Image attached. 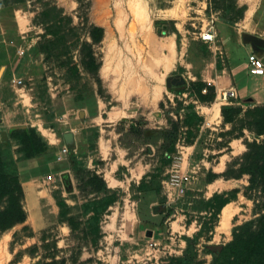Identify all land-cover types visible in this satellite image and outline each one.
<instances>
[{
	"label": "rangeland",
	"instance_id": "1",
	"mask_svg": "<svg viewBox=\"0 0 264 264\" xmlns=\"http://www.w3.org/2000/svg\"><path fill=\"white\" fill-rule=\"evenodd\" d=\"M42 2L61 8L74 25L80 21L77 14L84 11L87 23L103 29L102 39L91 44L99 62L98 83L84 71L79 49L73 51L71 60L78 67L80 83L92 87L91 93L84 94L82 104L75 99L80 87L71 88L65 81L66 69L61 67V62L44 61L38 50L42 29L31 19L41 10ZM236 3L244 10L249 7L253 10L247 14L246 9L242 19L228 26L220 12L207 9V0H82L79 6L76 0L23 3L0 0V132L5 131L9 139L11 127L31 126L45 140L36 130L37 123L57 132L55 127H48L52 122L46 120L47 116L67 112L62 117L74 118L76 123L88 120L89 126L82 128V135L76 131L77 136H82L81 142L92 139L94 129L101 128L109 158L100 162L98 152L91 147L78 150L82 161L87 158L88 169L79 160L74 164L66 156L62 164L66 168L62 171L67 173L71 191H65L60 175L55 173H51L53 181L46 180V175L38 178L36 183L41 192L32 193L25 187L27 191L23 192L21 201L25 220L0 232V264H35L38 259L56 260L60 264H178L174 259L182 256L184 236L194 243L191 264H208L211 258L203 252V244L229 241L234 225L264 213L263 184L259 182L247 189V174L231 176L239 171L245 144L259 143L262 139L247 124L250 116L246 118L245 112L253 105L243 104V100L237 102L236 98L227 104L217 101L218 112L209 110L216 98L218 82L224 86L229 80L239 97H251L248 90L259 87L248 75L247 51L243 45L250 42L251 36L259 37L264 43V0H236ZM156 19L172 20L179 36L157 35L153 29ZM209 25L216 31V41L205 53L198 35ZM78 32L80 39L90 41L84 31L78 29ZM235 36L242 44L231 41ZM155 53L168 59H157ZM176 75L180 82L167 85V79ZM197 79L214 87L211 102H199L186 90ZM177 89L183 92L177 93ZM70 98L75 101L68 107ZM222 106L240 107L241 111L226 123L219 114ZM69 108L73 110L65 111ZM79 111L83 112L82 117ZM93 114L97 118L91 120ZM140 122L152 129L169 128L173 123L177 126L174 151L169 153L168 161L158 144H145L142 137L125 134L131 123L140 126ZM109 139H113L110 151ZM11 144V151L17 157L18 146L12 139ZM116 157L118 160L111 162ZM73 164L81 168L78 173ZM93 170L103 175L106 187L117 195V200L100 217L101 238L96 246L85 232L82 224L85 217L81 218V204L101 196L93 194L86 184V171ZM148 173L154 175L149 187L159 188V192L132 190L130 186H136ZM174 174L189 176V181L182 183V191L168 184ZM111 181L119 186L110 185ZM232 189H237L236 197L221 208L212 231L199 232L200 224L209 221V213L193 211L189 208L193 201L200 193L209 198ZM53 194L61 195L72 207L70 215L79 217L75 230L58 221ZM161 197L165 199V207H173L174 213L161 225L141 223L137 209L145 211L147 203L148 207L156 205ZM224 207H228V217L223 223ZM150 217L155 223L161 219L157 214Z\"/></svg>",
	"mask_w": 264,
	"mask_h": 264
},
{
	"label": "trees",
	"instance_id": "2",
	"mask_svg": "<svg viewBox=\"0 0 264 264\" xmlns=\"http://www.w3.org/2000/svg\"><path fill=\"white\" fill-rule=\"evenodd\" d=\"M76 1L79 6L82 0ZM16 2L23 3L25 0H16ZM41 6V10L31 19L33 24L42 29L38 50L43 54L44 61L54 60L61 62V67L66 69L65 81L71 84V88L80 87L75 99L82 104L85 97L84 94L91 93L92 87L86 82L80 83L81 76L78 72V67L71 60L74 59L73 51L79 49L78 52L80 59H82L81 64L84 71L90 74L91 78L98 83L97 71L99 62L96 60L91 44L98 43L102 39L103 29L100 26L87 23L84 11L77 14L80 21L74 25L71 17L63 13L61 8L55 4L42 2ZM207 9L220 12L222 21L228 26H233L242 19L244 12V7L238 6L236 0H207ZM78 29L84 31L90 39L89 42L80 39ZM153 29L157 35L174 33L176 37L179 36L172 20L156 19L153 21ZM207 47L206 43L201 42L200 48L205 53H208ZM181 69L182 67H179V70ZM203 88L205 93L201 92ZM183 89H177L176 92L181 93ZM186 90L193 94L199 102L204 103L211 102L215 93L214 87L206 84L201 79L191 81ZM75 99H68V107L74 104L72 102ZM242 102L249 104L246 100ZM240 111V107L234 106H222L220 108L221 117L226 123L231 122ZM245 114L246 118L250 116L247 124L250 125L253 133L262 136V139L259 143L252 141L245 144L246 150L239 163V171L231 176L237 178L242 173H245L249 176L247 189L253 188L260 182L263 184L264 190V104L254 105L252 108L247 109ZM53 117L54 114L50 113L46 120H51L49 122H52ZM194 117H196V120H200L196 115ZM139 124L140 126H136L131 123L125 134L140 136L145 140V144H158L164 151V156L168 161L169 153L174 151L177 126L173 123L169 128L152 129L144 127L141 122ZM48 126L54 128L55 124L52 122ZM57 134L59 135V133ZM8 135L9 139L0 140V232L10 229L25 220V211L21 204L23 199L21 182L23 180L58 173L66 168L62 166L65 161L63 163L55 161V149L51 148L33 127L10 129ZM10 138L18 146L16 150L18 153L17 157H14L13 151H11ZM68 148L70 151L67 156L75 164L77 159L72 151L73 147L70 146ZM74 164L72 167L75 172L81 169ZM119 169L123 170L124 168L121 167ZM86 175V184L91 187L92 193L101 194V196L81 204V218L85 217L82 224L86 227L85 232L90 236V241L96 246L101 238L100 217L117 200V195L113 190L106 187L102 177L95 171H86ZM224 176L227 175L224 174ZM146 177L149 179L147 180ZM153 177L152 173H148L140 179L136 186L131 185L130 187L132 190L135 189L141 193L152 194L154 192L157 194L159 188H152L148 185L153 182ZM60 179L65 191H71L67 173H62ZM207 182H210V180ZM236 192L237 189H232L229 193H216L209 198H204L201 193L199 194L200 197L195 199L189 207L198 213L202 211L209 213V221H204L200 224L201 231L199 232H202L203 229L207 233L212 231L215 219L221 208L236 197ZM133 198L139 199V196H134ZM53 199L58 208V221L66 223L71 231L75 230L80 222L77 221L78 216L70 215L72 207L65 202L61 195L53 194ZM164 204L165 199L161 197L156 205L148 207L149 203H147L145 211L138 208L137 216L140 222L161 225L162 221L175 211L173 207H165ZM152 214L160 215L161 219L158 223L152 221L150 217ZM230 236V240L225 243L203 244V252L210 255L211 258L208 264H264V213L254 219L234 225L231 228ZM183 240L185 241V248L182 256L175 257L174 260L178 264H191L195 250L194 243L191 238L186 236L183 237ZM35 264H60V262L56 260L46 262L38 259Z\"/></svg>",
	"mask_w": 264,
	"mask_h": 264
},
{
	"label": "crops",
	"instance_id": "3",
	"mask_svg": "<svg viewBox=\"0 0 264 264\" xmlns=\"http://www.w3.org/2000/svg\"><path fill=\"white\" fill-rule=\"evenodd\" d=\"M247 9V8H246ZM245 9V10H246ZM245 10H244V13H245ZM253 10V9H252ZM16 17H17V11H16ZM20 24V23H19ZM255 37V36H254ZM257 39H259V37H255ZM237 41L238 43L242 44L240 39H238V36H235L234 39H231V41ZM250 42L246 43V45H243V48L246 49L247 51V55H248V52L249 51H253V53H255L259 58L262 59V61L264 62V43L263 42H260L261 44L260 45H255V43L252 41V40H249ZM248 49V50H247ZM247 59V58H246ZM9 59H3V61H8ZM2 61V60H1ZM247 72H248V62H247ZM248 75L249 76H252L254 78V80L259 83V87H255L252 91L251 90H248V94L250 93L251 97H248L245 96V97H239V93H237V99L236 101H241V100H246L248 102H251V104L254 106V105H263L264 104V75H261V76H258V75H251L249 74L248 72ZM234 87V86H233ZM251 91V92H250ZM217 101H214V103L212 104V106L209 108V110H212V109H215V111L217 110L218 112V104L215 103ZM244 103V102H242ZM217 104V105H216ZM79 108H82V107H79ZM73 109L72 108H69L68 110L65 109V111H72ZM62 114H60V116H57L56 114L54 115L53 117V120L52 122L55 124V129L57 130V132H51L49 130V128H47L43 123L41 122H38L37 123V126L36 127V130H38L45 138L47 144L55 149V157L57 156V152H58V149L60 147V145L62 144H65L64 140H63V137H62V134L65 133V132H70L71 135H72V144L71 145H67L65 144L67 147H73L72 148V151L73 153L75 154V157L77 160H79L81 162V164L83 163L84 166L88 169H90L88 167V165L86 164L85 160H87L86 157H84V161H82L80 158H82L81 156L78 155V150L79 151H83L84 149L91 147L92 150L98 152V155H99V158L98 159L100 162L101 161H104L105 159H109L108 158V154L106 152V144H105V141L102 140V135H101V128L100 127H96V129H94V135L92 137V139H90L89 141L88 140H85L84 138V142L82 140V128H85L87 126H89L87 123L88 120H82V122H78L76 123V121L74 120V118H65V117H62V116H66V113L67 112H61ZM81 114L80 117H82L83 115V112L82 111H79V115ZM220 114V112H219ZM111 115V114H110ZM105 116V118H107L106 114L103 115ZM59 117V118H58ZM96 119L97 116L93 114V116L91 115V120L93 119ZM106 120V119H105ZM84 121V122H83ZM49 127V126H48ZM54 129V128H53ZM76 131L79 132V136H77V133ZM86 132V131H84ZM59 133V135L57 134ZM81 137V138H80ZM113 139H109L108 141V147H109V151L110 149L112 148V145H113V142H112ZM89 143H92V145L90 146ZM85 146V148L83 147ZM109 155H110V152H109ZM115 155V154H114ZM67 155L65 156H62V159L61 160H58V162L60 163H63L64 160H66ZM119 157H116L114 159H112L111 162H114V161H117ZM57 159V158H56ZM89 159V158H88ZM91 162H93V160L90 159ZM121 164V163H120ZM123 166V165H122ZM92 170V169H91ZM94 171V170H93ZM62 173H64L63 171H60ZM96 172V171H95ZM61 173V174H62ZM57 175H61L59 172L58 173H55ZM102 178L104 179L103 175H101ZM115 177V176H114ZM140 177H142V175H140ZM139 177V178H140ZM60 178V176H59ZM141 179V178H140ZM39 179L38 178H32V179H28V180H23L21 182V186H22V189H23V192L24 194H26V189L25 187H28L27 189L31 190L32 193H38V192H41V190H39L38 188V183H36ZM105 180V179H104ZM114 180V179H113ZM118 180V179H117ZM116 181V180H114ZM110 185H118L115 184L114 182H110ZM110 185H107V186H110ZM119 186V185H118ZM112 187V186H111ZM57 207V206H56ZM58 209V208H57ZM138 218V217H137ZM124 219V218H123Z\"/></svg>",
	"mask_w": 264,
	"mask_h": 264
},
{
	"label": "built area",
	"instance_id": "4",
	"mask_svg": "<svg viewBox=\"0 0 264 264\" xmlns=\"http://www.w3.org/2000/svg\"><path fill=\"white\" fill-rule=\"evenodd\" d=\"M199 38L202 42L206 43L208 45V47L214 46L215 41H216V31L214 30L212 25H209L206 29H203L200 33H199ZM247 61H248V72L251 75H264V62L262 61L261 58H259L255 53L251 52L247 55ZM14 82H16V79H13ZM20 80H18L17 82H19ZM220 82H218V85H216V97L218 95V98L220 100L221 104H227L230 103L231 99H236L237 98V94L236 91L234 89V87L230 84L229 80L227 84V87L221 86V84H219ZM209 85V83H207ZM202 93H205V89L203 88L201 90ZM69 148L65 145L62 144L60 145L58 152H57V160H61L62 156L68 155L69 153ZM46 180H52L53 181V177L51 174H48L45 176ZM189 181V176L186 175H171L169 180H168V184L174 188V189H181L182 191V183L183 182H188Z\"/></svg>",
	"mask_w": 264,
	"mask_h": 264
},
{
	"label": "water",
	"instance_id": "5",
	"mask_svg": "<svg viewBox=\"0 0 264 264\" xmlns=\"http://www.w3.org/2000/svg\"><path fill=\"white\" fill-rule=\"evenodd\" d=\"M252 39L253 40H256V41H259V42H263L260 39H257L255 37H252L251 36V40ZM167 80H168L167 81V85H169V84H175L176 83V80H177V83L176 84H178L180 82L176 77L175 78L171 77V78H168ZM17 128H25V125L11 127V129H17ZM62 137H63V140H64L65 144H67V145H71L72 144V135H71L70 132L63 133L62 134ZM0 139H1V141H5L7 139V136H6V132L5 131H1L0 132Z\"/></svg>",
	"mask_w": 264,
	"mask_h": 264
},
{
	"label": "bare ground",
	"instance_id": "6",
	"mask_svg": "<svg viewBox=\"0 0 264 264\" xmlns=\"http://www.w3.org/2000/svg\"><path fill=\"white\" fill-rule=\"evenodd\" d=\"M251 9H252V7H249V9H247V11H246V13L247 14H249L250 13V11H251ZM141 13H139V15H140ZM167 46V49H169V44H167L166 45ZM155 56L157 57V59H168L167 57H164V58H160L159 56H157V53H155ZM224 87H227V83H225V85H224ZM214 101H219V98H218V95H217V97L215 98V100ZM216 103V102H215ZM208 109V108H207ZM228 207H224L223 209H222V213H221V220H222V222L224 223L225 222V220L227 219V217H228ZM230 216V215H229ZM225 232H227V231H225Z\"/></svg>",
	"mask_w": 264,
	"mask_h": 264
},
{
	"label": "flooded vegetation",
	"instance_id": "7",
	"mask_svg": "<svg viewBox=\"0 0 264 264\" xmlns=\"http://www.w3.org/2000/svg\"><path fill=\"white\" fill-rule=\"evenodd\" d=\"M175 77L180 81V77L179 76L176 75L173 78H175ZM176 83H177V80H176Z\"/></svg>",
	"mask_w": 264,
	"mask_h": 264
}]
</instances>
